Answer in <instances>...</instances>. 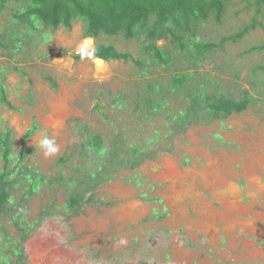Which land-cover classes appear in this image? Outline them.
Returning a JSON list of instances; mask_svg holds the SVG:
<instances>
[{
	"label": "rangeland",
	"instance_id": "374dc122",
	"mask_svg": "<svg viewBox=\"0 0 264 264\" xmlns=\"http://www.w3.org/2000/svg\"><path fill=\"white\" fill-rule=\"evenodd\" d=\"M246 1L233 0L220 25L209 21L198 27V38L216 43L250 25L254 13L245 9ZM16 7L9 3L0 14V34L18 33L11 25ZM260 23L262 28L236 43H225L195 69L178 55L169 70L147 65L140 40L99 38L98 44L141 59L144 77L131 63L74 62L71 56L80 55L85 40L80 23L70 31L38 27L24 52L0 51V79L4 78L7 100L16 110L0 104V134L11 132V165L20 138L34 123L38 132L24 145L31 154L23 166L51 181L26 200L20 199L24 184L10 193L7 212L0 213V264H264V50L250 51L263 44L264 20ZM156 45L163 48L165 41ZM182 71L198 77L184 91H163L158 101L164 106L156 117L137 115L141 110L134 109V97L139 91V98L146 96L142 92L148 82L166 89L170 77ZM201 85L206 93L235 101L245 92L252 103L241 114L208 124L203 116L208 105L201 102L197 120L167 142L165 124L172 123L167 114L185 115L189 102L184 93L191 96V90ZM118 95L122 104H113ZM96 105L100 113L94 111ZM76 125L100 134L107 150V141L118 136L138 145L143 138L151 139L153 131L160 134L148 149L156 160L135 170L111 171L85 196L92 194L98 205H83L72 215L63 207L72 192L67 179L74 178L77 193L99 164L81 149L83 139ZM44 137L55 141V154L45 155L40 147ZM62 157L69 158L65 166L56 163ZM58 177L61 181L55 182ZM15 215L29 226L21 262L12 253L2 254L7 250L5 239L17 244L11 222Z\"/></svg>",
	"mask_w": 264,
	"mask_h": 264
},
{
	"label": "trees",
	"instance_id": "16d2710c",
	"mask_svg": "<svg viewBox=\"0 0 264 264\" xmlns=\"http://www.w3.org/2000/svg\"><path fill=\"white\" fill-rule=\"evenodd\" d=\"M233 0H0V14L7 10L9 3L17 6L15 12L11 14V25L16 30H10L0 34V51L24 52V47L29 45L31 38L38 32V27L55 32L59 29L70 31L73 24L80 23L82 26L83 39L91 38L95 43V54L91 58L98 59L103 63L122 62L131 63L137 68L140 77L143 64L140 60H134L130 54L117 51L112 45L98 44L99 38L120 37L125 42L140 40L141 57L149 59V64L158 68L170 69L172 58L178 55L185 58L190 69H195L201 62L205 61L215 51L221 50L227 42L236 43L246 34L256 28H262L261 20H264L262 13L264 10V0H247L245 9H253L254 15L250 25L244 26L239 32L231 37L223 38L219 42H204L198 38V27L211 21L215 25H220L224 19L226 11L231 6ZM27 38V41H25ZM165 41L163 48L156 44ZM264 41L261 47L253 48L250 51H263ZM10 58V56L8 55ZM74 62L83 60L81 55L71 56ZM18 72V69H15ZM20 77H25L23 72ZM198 77L196 72L191 74L182 71L170 77L169 87L164 89L155 86V82H148L146 91L142 92L146 96L139 98L140 91L134 97L133 107L137 115L141 114L146 118L156 117L162 111L164 105L158 101L163 91L180 92L184 91ZM46 83L56 88L55 84L47 78L43 79ZM4 78L0 79V104L7 110L15 112L7 100L4 88ZM168 88V89H167ZM192 95L184 93L189 106L185 115L180 112L177 116L167 114L166 118L171 117L172 123H166V141L171 142L176 135H180L185 130V126L192 125L200 114L199 104L207 103L206 113L203 114L204 122L210 124L211 121L224 120L231 115L241 114L250 104L252 99L244 92L238 101H235L224 94H209L203 89V85L193 88ZM143 94V95H144ZM212 97L208 104V99ZM122 95L115 97L113 104H122ZM98 105L94 111L100 113ZM104 119V118H103ZM186 121V124L181 122ZM175 126L174 129H172ZM82 135V150L85 149L86 155L94 162H99L94 169V173L87 177L85 187L75 192L74 178L69 176L68 185L72 188L71 194L67 197L63 207L72 215L81 211L83 205L96 206L91 194L99 185L100 180L113 170L127 171L138 169L147 161L156 160V155L151 154L148 149L156 136L160 133L153 131V137L149 140L143 138V143L138 145L126 143L121 136L107 141L109 150L105 147V142L100 134L88 131V126L81 127L76 125ZM38 132L37 126L32 123L24 135L20 138L19 153L13 165H11V153L13 144L11 141L10 130L0 134V213L7 212L6 205L10 202V193L18 189L22 184L26 185L22 191L20 199L26 200L28 195L37 192L38 188L45 182L43 176L35 170L23 166L31 150L24 147L34 134ZM171 147L169 148V150ZM169 153V152H168ZM69 158H59L56 163L65 166ZM101 173V174H100ZM86 177V176H85ZM61 181L58 177L55 182ZM126 182L132 183V178H126ZM137 185L138 182H133ZM63 183L58 185L62 187ZM78 189V188H77ZM21 201V200H20ZM19 201V203H21ZM146 201V200H145ZM156 201V200H154ZM101 206L109 208V204L101 203ZM43 212V211H42ZM11 219L13 226L18 234V241L14 243L5 239L7 250L3 255L16 257L18 262L22 260L23 249L21 245L27 240V229L21 224V219L15 215ZM43 216L40 217L41 220ZM38 220V221H39ZM37 225V224H36ZM9 251V252H8ZM9 257V256H8Z\"/></svg>",
	"mask_w": 264,
	"mask_h": 264
},
{
	"label": "clouds",
	"instance_id": "9594fccd",
	"mask_svg": "<svg viewBox=\"0 0 264 264\" xmlns=\"http://www.w3.org/2000/svg\"><path fill=\"white\" fill-rule=\"evenodd\" d=\"M91 38H86L78 49V53L81 55V58H91L95 54V49L90 47L93 44ZM98 65H103V61L97 60ZM40 147L44 150L45 155L55 154L58 151L56 143L54 140L44 137L40 141Z\"/></svg>",
	"mask_w": 264,
	"mask_h": 264
},
{
	"label": "water",
	"instance_id": "95a60500",
	"mask_svg": "<svg viewBox=\"0 0 264 264\" xmlns=\"http://www.w3.org/2000/svg\"><path fill=\"white\" fill-rule=\"evenodd\" d=\"M96 60H98V59H94L93 61H96ZM101 61V60H100Z\"/></svg>",
	"mask_w": 264,
	"mask_h": 264
}]
</instances>
